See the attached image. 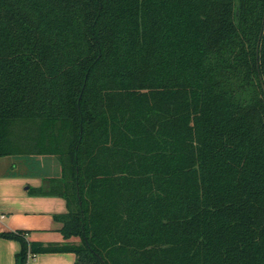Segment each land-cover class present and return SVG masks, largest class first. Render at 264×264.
Wrapping results in <instances>:
<instances>
[{
  "label": "trees",
  "instance_id": "trees-1",
  "mask_svg": "<svg viewBox=\"0 0 264 264\" xmlns=\"http://www.w3.org/2000/svg\"><path fill=\"white\" fill-rule=\"evenodd\" d=\"M11 154L68 209L63 241L0 232L16 264H264V0H0Z\"/></svg>",
  "mask_w": 264,
  "mask_h": 264
},
{
  "label": "crops",
  "instance_id": "crops-1",
  "mask_svg": "<svg viewBox=\"0 0 264 264\" xmlns=\"http://www.w3.org/2000/svg\"><path fill=\"white\" fill-rule=\"evenodd\" d=\"M60 165L52 155L0 156V232L26 231L30 241H63L62 222L56 215L67 212L64 197L41 193L49 178L59 177ZM20 242L0 235V264H16ZM71 251H45L29 255L25 264H73Z\"/></svg>",
  "mask_w": 264,
  "mask_h": 264
},
{
  "label": "rangeland",
  "instance_id": "rangeland-1",
  "mask_svg": "<svg viewBox=\"0 0 264 264\" xmlns=\"http://www.w3.org/2000/svg\"><path fill=\"white\" fill-rule=\"evenodd\" d=\"M76 242V241H75ZM51 243V242H50ZM52 243H54V242H52Z\"/></svg>",
  "mask_w": 264,
  "mask_h": 264
},
{
  "label": "built area",
  "instance_id": "built-area-1",
  "mask_svg": "<svg viewBox=\"0 0 264 264\" xmlns=\"http://www.w3.org/2000/svg\"><path fill=\"white\" fill-rule=\"evenodd\" d=\"M31 255H34V254H31Z\"/></svg>",
  "mask_w": 264,
  "mask_h": 264
}]
</instances>
